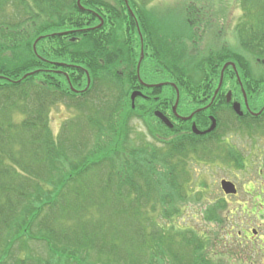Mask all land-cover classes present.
I'll return each instance as SVG.
<instances>
[{
	"label": "trees",
	"instance_id": "obj_1",
	"mask_svg": "<svg viewBox=\"0 0 264 264\" xmlns=\"http://www.w3.org/2000/svg\"><path fill=\"white\" fill-rule=\"evenodd\" d=\"M114 1L81 0L82 10L78 0H0V264H6L11 253L14 262L9 264H144L158 245L169 247L177 264H227L221 253L212 252L217 242L225 243V236L236 237L235 220L224 215L231 209L225 199L206 207L205 220L217 226L206 235L194 229L168 232L165 220L162 223L157 215V193L159 201L169 204L160 206L168 210V217L178 215L180 206L171 199L186 193L181 188L186 183L181 173L188 167L185 160L195 156L206 160L207 143L189 132L188 137L166 143L170 157L159 156L155 145H128L132 115L128 113L134 110L117 69L127 61V77H135L137 59L124 51L139 55L141 46L127 33L125 0ZM150 1L128 3L145 9ZM10 5L21 9L20 15H9ZM242 7L241 46L264 58V0H242ZM149 17L145 14L141 24L150 23V30ZM101 21L100 30L93 26ZM134 31L139 33L137 27ZM151 34L152 39L146 38L149 41L159 32L151 30ZM145 63L165 75L153 58L148 56ZM219 65L202 67L199 83L192 73L176 66L182 73L177 75L184 86L180 88L194 108L208 101L214 89L213 82H208L215 79L208 71L218 73ZM71 87L83 91L76 93ZM244 89L250 107L261 109L264 84L251 79ZM154 91L160 96L165 91L174 94L168 88ZM255 95L260 102L254 100ZM242 97V88L237 87L235 98ZM111 98L121 107H115L116 114L109 110ZM60 101L77 108L79 116L55 136L50 113ZM179 111L191 112L182 106ZM126 113L127 119H120ZM241 118L246 123L264 122V109L260 115L247 112ZM70 123L73 128L66 134ZM162 174L171 175L181 187L164 195ZM243 207L247 215L263 208ZM35 227L40 228L39 235L33 233ZM24 237L46 243L49 257L37 254L40 258H34V252L21 245L15 250ZM84 249L92 250L95 259L88 260Z\"/></svg>",
	"mask_w": 264,
	"mask_h": 264
},
{
	"label": "rangeland",
	"instance_id": "obj_2",
	"mask_svg": "<svg viewBox=\"0 0 264 264\" xmlns=\"http://www.w3.org/2000/svg\"><path fill=\"white\" fill-rule=\"evenodd\" d=\"M110 1L115 4L114 0ZM125 2L127 7L124 10L126 14L124 20L126 26L130 28L127 33H132L130 34L131 41L138 43L142 50L139 55H135L134 51L129 49L124 51L130 55V59H137L135 77H127V61L117 69V73L124 79L127 99L135 112L128 113V116L132 114L129 118L128 145L133 147L155 145L159 156L170 157L169 146L166 143L174 138H185L189 132L194 131V125L202 132L198 133L200 138L207 143L205 161L196 156L185 160L188 167L181 172L184 178L182 183L186 182L184 187L173 183L171 175L162 174L161 184H163L164 195L170 194L169 190L177 189V187L185 188L186 193L184 197L176 195L177 199H171V202L176 200L172 203L173 205L180 206L175 218L168 217V210L160 207L162 204H169L159 201L160 195L157 193V215L159 214V218H162V223L165 220L168 232L175 228L186 232L194 229L199 235H206L217 229L215 224L205 220L206 207L209 209L211 204L219 199H226L231 209H226L224 215L231 216L235 220L237 235H239V230L247 234L243 233L236 240L231 239L229 245L226 244V240L222 245L212 244V252L221 253L220 256L226 258L224 262L227 264H264V216L260 213L263 209L258 208L256 213L249 215L242 209V205L247 209L248 206L252 208L253 202L256 203L255 206L258 203H264V122L246 123L232 106L234 101H237L241 103L242 110H246L244 102L249 103L248 96L244 98V94L242 99L235 98L237 87L246 88V85L248 87V80L251 79L261 85L264 84V58L255 56L253 52H247L240 43L238 27L244 14L242 0H151L145 9H134L129 5L128 0ZM9 7L10 10L7 11L9 15H20L21 9L14 5ZM147 13L152 20L150 30L148 29L150 23L149 26L145 25V21L141 24V20L145 19ZM96 25L98 28L103 27L102 24L93 26ZM136 27L139 33L134 31ZM88 30V28L83 29V32L87 33ZM151 30H156L159 34L149 41L146 38H153ZM125 43L127 44L126 39ZM148 56L149 59L153 58L157 61L165 72L164 76L151 69L149 63L142 64ZM210 63L220 65L218 73L208 71L209 76L210 74L215 76L214 81L208 82L209 84L213 82L214 88L209 92V108L207 112H194L192 109L194 103L183 95V90L180 88L184 86L177 80V75L181 72L176 66L192 73L195 81L199 83L201 75L204 74L201 72L202 67L206 68V64ZM213 66L209 65V67ZM154 84L161 85L156 87ZM164 87L171 90L174 93L173 96L168 95L169 91H166L164 96H160L162 93H154L155 89L165 91ZM109 89L118 91L113 88ZM135 92L142 93V95L132 98ZM230 93L232 99L227 102ZM254 100L260 102L261 98L255 95ZM160 101L162 104L164 102V105L160 104ZM114 102L115 100L111 98L109 110L116 114L115 107L117 110L121 107H117V103ZM136 105L141 108H136ZM69 106L68 102L60 101L51 110L49 123L55 136L61 133L68 121L79 116L77 108ZM180 106L189 111L192 109V111L181 113ZM256 108L259 109L257 106ZM198 109H201V106H196L195 110ZM159 111L167 113L166 115L174 122L172 128L164 126V121L157 115ZM259 112L261 114L260 109ZM123 116L127 119V113L120 119H123ZM178 117L185 119L178 120ZM214 119L218 129L207 132ZM70 125L65 131L66 134L73 128V123ZM151 128L158 138H155ZM170 130L172 133L169 132ZM179 140L187 141L188 139ZM68 155L74 156L72 153ZM159 167L163 166L159 164ZM139 179L137 178L138 181ZM224 180L237 184L238 195L224 194L221 186ZM171 193L174 194L173 191ZM262 212L264 213V210ZM252 228H257L258 235L252 233ZM39 232V227L33 229L34 234L39 235ZM33 237L38 236L33 235ZM20 240L25 242L17 244L15 250L21 245V247H27L30 252H34V258H40L37 254H41L44 258L49 257L50 254L45 247L46 243L44 245L28 237ZM170 254L169 247L158 245L144 264H177ZM12 255L13 253L6 258V264L14 262ZM84 256L88 260L95 259V254L90 249H84Z\"/></svg>",
	"mask_w": 264,
	"mask_h": 264
},
{
	"label": "water",
	"instance_id": "obj_3",
	"mask_svg": "<svg viewBox=\"0 0 264 264\" xmlns=\"http://www.w3.org/2000/svg\"><path fill=\"white\" fill-rule=\"evenodd\" d=\"M137 95H141V93H139V92H135V93L133 94V97H132V98H135ZM229 100H230V99H229ZM233 108L235 109V111H236L239 115H241V116L243 115V111H242V108H241V104H240V103H234V104H233ZM157 115H158L159 117H161V118L164 120V122H166L168 125L172 126L171 123H170V121H168V119H167L162 113L158 112ZM215 127H216V120L214 119V120H213V123H212V125H211V127L207 130V132L214 130ZM194 131H195L196 133H200V134L202 133V132H200V131L196 128L195 125H194ZM203 133H204V132H203ZM222 188H223V190H224V192H225L226 194H236V193H237L236 186H235V184L232 183L231 181L224 180V181L222 182Z\"/></svg>",
	"mask_w": 264,
	"mask_h": 264
},
{
	"label": "flooded vegetation",
	"instance_id": "obj_4",
	"mask_svg": "<svg viewBox=\"0 0 264 264\" xmlns=\"http://www.w3.org/2000/svg\"><path fill=\"white\" fill-rule=\"evenodd\" d=\"M156 98H157V97H156ZM161 102H162V101H160V104H162ZM162 105H164V102H163ZM162 105H160V107H162ZM242 234H243V231H239V236H242ZM245 234H247V232H245Z\"/></svg>",
	"mask_w": 264,
	"mask_h": 264
},
{
	"label": "bare ground",
	"instance_id": "obj_5",
	"mask_svg": "<svg viewBox=\"0 0 264 264\" xmlns=\"http://www.w3.org/2000/svg\"><path fill=\"white\" fill-rule=\"evenodd\" d=\"M77 3H78V5H79L80 7H83V6L81 5V1H78ZM58 34H59V33H58ZM206 108L208 109L209 106H207Z\"/></svg>",
	"mask_w": 264,
	"mask_h": 264
}]
</instances>
